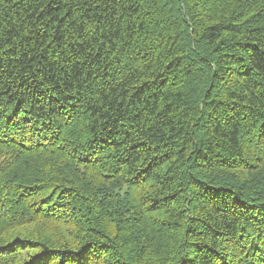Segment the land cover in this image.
<instances>
[{
    "label": "trees",
    "instance_id": "obj_1",
    "mask_svg": "<svg viewBox=\"0 0 264 264\" xmlns=\"http://www.w3.org/2000/svg\"><path fill=\"white\" fill-rule=\"evenodd\" d=\"M0 264H264V0H0Z\"/></svg>",
    "mask_w": 264,
    "mask_h": 264
}]
</instances>
